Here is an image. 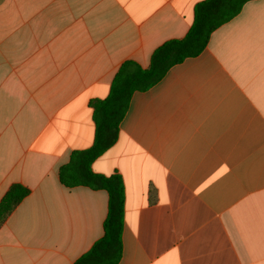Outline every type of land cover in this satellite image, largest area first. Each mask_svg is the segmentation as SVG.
Returning a JSON list of instances; mask_svg holds the SVG:
<instances>
[{
	"label": "crops",
	"instance_id": "1",
	"mask_svg": "<svg viewBox=\"0 0 264 264\" xmlns=\"http://www.w3.org/2000/svg\"><path fill=\"white\" fill-rule=\"evenodd\" d=\"M204 0H0V264H73L104 235L105 190L65 187L93 145L92 101L128 60L183 38ZM125 186L119 264H264V0L134 93L117 142L92 164Z\"/></svg>",
	"mask_w": 264,
	"mask_h": 264
},
{
	"label": "trees",
	"instance_id": "2",
	"mask_svg": "<svg viewBox=\"0 0 264 264\" xmlns=\"http://www.w3.org/2000/svg\"><path fill=\"white\" fill-rule=\"evenodd\" d=\"M251 0H204L195 6L194 21L183 38L171 39L159 46L148 68L125 61L117 71L105 99L92 101L95 137L93 145L74 151L67 164L60 168V181L68 188L83 186L108 193V214L104 235L73 264H119L123 254L125 186L118 173L106 176L92 170L93 162L118 140L120 124L132 96L146 91L164 78L169 69L185 58L196 56L207 47L212 33L233 19ZM31 190L13 184L0 201V228Z\"/></svg>",
	"mask_w": 264,
	"mask_h": 264
}]
</instances>
